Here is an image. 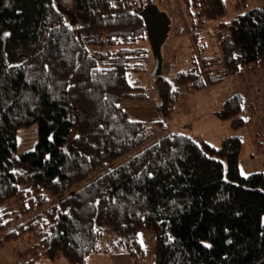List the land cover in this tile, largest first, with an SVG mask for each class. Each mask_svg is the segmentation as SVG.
Segmentation results:
<instances>
[{
  "label": "trees",
  "instance_id": "16d2710c",
  "mask_svg": "<svg viewBox=\"0 0 264 264\" xmlns=\"http://www.w3.org/2000/svg\"><path fill=\"white\" fill-rule=\"evenodd\" d=\"M181 2L191 16L197 9L193 17L202 23L226 14L223 0ZM153 3L75 0L80 25L72 27L54 0H0V205L17 201L16 211L0 214V230L12 215L44 208L49 196L61 198L6 234L9 242L27 237L15 248L20 264L60 256L87 264L105 231L118 238L115 251L142 264L143 229L156 235L154 264H264V170L241 173L239 135L220 147L163 136L65 196L162 132L182 95L217 84L240 66L264 69L263 4L217 24L220 56L199 48L200 59L192 54L194 66L175 87L163 75L154 78L163 117L156 129L129 120L119 103L148 99L138 76L153 67L143 20L132 11ZM217 63L224 66L220 75L213 71ZM242 107L243 96L233 95L217 116L239 131L247 124ZM35 124V149L17 157L18 130Z\"/></svg>",
  "mask_w": 264,
  "mask_h": 264
},
{
  "label": "rangeland",
  "instance_id": "374dc122",
  "mask_svg": "<svg viewBox=\"0 0 264 264\" xmlns=\"http://www.w3.org/2000/svg\"><path fill=\"white\" fill-rule=\"evenodd\" d=\"M226 14L222 18L201 22L196 17L197 9L191 8V14L184 7L181 0H153V4L168 14L173 19L169 37L161 49L163 59V76H165L175 87L177 78L181 73L193 67V56L200 59L199 48L204 49L203 55L209 57L220 56V49L217 40L216 25L222 22H230L236 15L244 14L253 7L262 6L264 0H223ZM58 10L63 14L65 21L72 27L80 25L75 18V0H54ZM196 21L195 23H193ZM203 26V28H201ZM199 28H201L199 30ZM196 34L198 43H195L192 36ZM173 34H176L175 36ZM148 48L151 47L148 42ZM154 65L153 54L151 51ZM220 58V57H219ZM197 59V60H198ZM223 62L222 58L220 59ZM199 62V61H198ZM200 63V62H199ZM223 65L217 63L213 66V71L222 74ZM141 78V85L148 91V99L141 101L125 100L119 103L129 120L141 121L145 125L156 129L159 120L163 117L159 111L160 99L155 89L154 77L150 73ZM243 96V107L241 117L247 120L245 127L235 131L230 120H223L217 116L224 102L233 95ZM181 105L172 117L164 123V130L160 133L152 132V135L143 144L131 150L126 155L108 162L99 171L95 172L88 179L77 184L71 193L78 191L88 185L99 176L125 164L133 156L141 153L161 137L171 134H181L188 136L198 142L206 141L214 147H220L222 141L232 135H239L242 141V150L239 158L240 171L243 175L264 170V148L258 152L260 144L264 146V69L249 72L244 66H240L239 72L235 75H226L219 83L209 84L204 89L182 95L179 100ZM38 142V125L19 129L17 132L16 155L20 157L23 153L35 149ZM263 152V153H262ZM61 198L49 196V201L44 208L55 203H59ZM44 208L37 209L31 214H15L11 216L10 224L0 230V264H20L16 256L15 248H23L26 245L27 237L14 242L7 241L6 234L21 224L25 223L35 213L41 212ZM17 210V201L10 200L0 205V214L14 212ZM140 241L145 256L142 264H154L156 250V235L149 229L139 232ZM119 237V236H118ZM116 235L105 231L102 239L100 251L94 253L87 259V264H136L134 258L128 252H118L114 250L117 246ZM35 264H69L67 260L60 256L56 260L41 258Z\"/></svg>",
  "mask_w": 264,
  "mask_h": 264
},
{
  "label": "water",
  "instance_id": "95a60500",
  "mask_svg": "<svg viewBox=\"0 0 264 264\" xmlns=\"http://www.w3.org/2000/svg\"><path fill=\"white\" fill-rule=\"evenodd\" d=\"M132 13L137 14L143 20L146 29L147 39L154 59L150 75L154 78L161 77L163 75L161 49L169 37L171 19L167 13L162 12L155 5H147L142 11L134 10Z\"/></svg>",
  "mask_w": 264,
  "mask_h": 264
},
{
  "label": "crops",
  "instance_id": "0c3cea01",
  "mask_svg": "<svg viewBox=\"0 0 264 264\" xmlns=\"http://www.w3.org/2000/svg\"><path fill=\"white\" fill-rule=\"evenodd\" d=\"M134 101H141V100H134ZM144 101V100H143ZM124 111V110H123ZM127 116V115H126ZM132 121V120H131ZM138 122V121H137ZM139 122H141V121H139ZM139 238H140V235H139Z\"/></svg>",
  "mask_w": 264,
  "mask_h": 264
},
{
  "label": "snow or ice",
  "instance_id": "6c2138e0",
  "mask_svg": "<svg viewBox=\"0 0 264 264\" xmlns=\"http://www.w3.org/2000/svg\"><path fill=\"white\" fill-rule=\"evenodd\" d=\"M5 35H8V34H5ZM141 243H142V238H141Z\"/></svg>",
  "mask_w": 264,
  "mask_h": 264
}]
</instances>
